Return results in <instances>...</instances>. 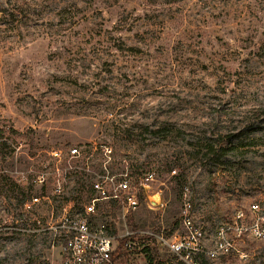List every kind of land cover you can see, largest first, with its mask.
I'll return each mask as SVG.
<instances>
[{"label":"rangeland","instance_id":"1","mask_svg":"<svg viewBox=\"0 0 264 264\" xmlns=\"http://www.w3.org/2000/svg\"><path fill=\"white\" fill-rule=\"evenodd\" d=\"M263 140L264 0H0V264H60L48 233L24 230L85 203L83 164L147 184L126 228L105 209L119 235L181 232L188 205L209 246L236 210H264ZM134 238L119 264L148 263ZM236 241L247 259L217 263L264 264V241Z\"/></svg>","mask_w":264,"mask_h":264},{"label":"built area","instance_id":"2","mask_svg":"<svg viewBox=\"0 0 264 264\" xmlns=\"http://www.w3.org/2000/svg\"><path fill=\"white\" fill-rule=\"evenodd\" d=\"M70 153L74 158L80 154L76 148ZM55 156L59 158L60 153H55ZM72 169L74 174L91 178L85 203L78 197L67 199V205L59 216L51 214L50 221L45 225L36 218L24 230L31 235L48 233L51 247L57 249L60 264H119L117 251L120 241L126 239L122 249L130 251V241L134 237L140 238L142 248L155 244L159 250L161 247L167 255L182 264H219L217 261L229 253L235 254L242 262L247 255L237 249L236 239L264 241V210L255 202L236 210L229 221L219 224L209 246H205L206 233L189 215L188 205L181 214V232L168 234L164 231L133 232L126 229L124 235H119L111 212H105V209L116 207L126 228L125 218L130 210L138 206L140 198L146 196L147 184L140 181L135 187L127 173L112 174L106 164H102L97 171L90 164L75 165ZM47 175L49 172L46 168L37 171L32 181L45 183ZM146 180L153 181L154 174L147 173ZM55 192L57 195L63 193L59 181L55 185ZM42 198L45 197H31L24 207L37 209Z\"/></svg>","mask_w":264,"mask_h":264},{"label":"trees","instance_id":"3","mask_svg":"<svg viewBox=\"0 0 264 264\" xmlns=\"http://www.w3.org/2000/svg\"><path fill=\"white\" fill-rule=\"evenodd\" d=\"M153 133L156 134V131L153 132ZM259 143H261L260 145H264V140H263V142H259ZM207 150H208L209 153H212L213 155H215L216 158H219L225 152V150L223 148H220L219 150H217L213 146H208ZM174 179L176 180V178H174ZM140 202H141V198H140V200L138 202V205H139ZM129 223L132 225L131 219H129ZM176 224H177V222H175V224L173 225V228L171 229V231L168 234L174 232V230L176 229ZM132 229L136 230L135 226L134 227L132 226ZM125 241H126V239H123V240L120 241L119 251H117V257H118L119 260L121 259V257L124 254H128L129 253L128 250H123L122 249L123 244H124ZM150 246H151V244H148V245H145L144 248H143L145 250V252L148 253V263L147 264H159V261H158V259H159V255H158L159 254V249H158L157 246H155V244L151 246L153 250L149 248Z\"/></svg>","mask_w":264,"mask_h":264},{"label":"water","instance_id":"4","mask_svg":"<svg viewBox=\"0 0 264 264\" xmlns=\"http://www.w3.org/2000/svg\"><path fill=\"white\" fill-rule=\"evenodd\" d=\"M148 201L153 207H158L161 205V197L158 194L153 196H148Z\"/></svg>","mask_w":264,"mask_h":264}]
</instances>
